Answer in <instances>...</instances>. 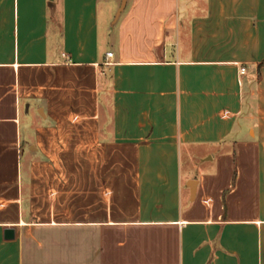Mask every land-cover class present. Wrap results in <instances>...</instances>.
Here are the masks:
<instances>
[{
  "label": "crops",
  "instance_id": "crops-1",
  "mask_svg": "<svg viewBox=\"0 0 264 264\" xmlns=\"http://www.w3.org/2000/svg\"><path fill=\"white\" fill-rule=\"evenodd\" d=\"M0 264H264V0H0Z\"/></svg>",
  "mask_w": 264,
  "mask_h": 264
},
{
  "label": "water",
  "instance_id": "water-1",
  "mask_svg": "<svg viewBox=\"0 0 264 264\" xmlns=\"http://www.w3.org/2000/svg\"><path fill=\"white\" fill-rule=\"evenodd\" d=\"M5 235H6L7 238H14V236H15V228H13V227L6 228Z\"/></svg>",
  "mask_w": 264,
  "mask_h": 264
},
{
  "label": "built area",
  "instance_id": "built-area-1",
  "mask_svg": "<svg viewBox=\"0 0 264 264\" xmlns=\"http://www.w3.org/2000/svg\"><path fill=\"white\" fill-rule=\"evenodd\" d=\"M107 56H113V51H108V52H107ZM246 70H247V67H246V66H242V67H241V72H242V73H245Z\"/></svg>",
  "mask_w": 264,
  "mask_h": 264
},
{
  "label": "rangeland",
  "instance_id": "rangeland-1",
  "mask_svg": "<svg viewBox=\"0 0 264 264\" xmlns=\"http://www.w3.org/2000/svg\"><path fill=\"white\" fill-rule=\"evenodd\" d=\"M188 163H189V162H187V161H183V165H184V166H187Z\"/></svg>",
  "mask_w": 264,
  "mask_h": 264
}]
</instances>
